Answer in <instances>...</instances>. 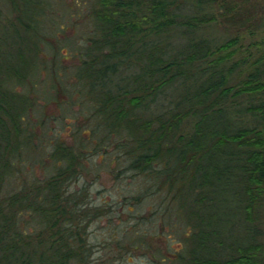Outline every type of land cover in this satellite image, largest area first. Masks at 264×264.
I'll use <instances>...</instances> for the list:
<instances>
[{
	"label": "trees",
	"instance_id": "1",
	"mask_svg": "<svg viewBox=\"0 0 264 264\" xmlns=\"http://www.w3.org/2000/svg\"><path fill=\"white\" fill-rule=\"evenodd\" d=\"M247 1L96 0L67 38L42 27L48 0H0V264H92L111 204L76 182L108 156L171 193L177 263L264 264V0ZM219 20L229 34L201 33Z\"/></svg>",
	"mask_w": 264,
	"mask_h": 264
},
{
	"label": "rangeland",
	"instance_id": "2",
	"mask_svg": "<svg viewBox=\"0 0 264 264\" xmlns=\"http://www.w3.org/2000/svg\"><path fill=\"white\" fill-rule=\"evenodd\" d=\"M48 1L53 9L52 17H47L42 27L44 25L47 29L58 30L60 36L67 38L88 35V31L94 26L93 7L96 6V0ZM246 4L251 7L252 0H248ZM255 7V10L251 7L253 15L264 14L261 5ZM228 31L226 24L219 20L213 26L203 28L201 33L206 36H224L229 34ZM53 108L54 105L50 104L46 111L53 113ZM76 109L78 106L72 104L70 109L65 108L62 112L68 115ZM50 125L53 126L49 124V127ZM60 125L63 124L58 120L55 126L59 128ZM44 131L45 136L51 133L48 126L44 127ZM109 159L110 156L91 158V168L83 172L79 184L76 182L78 186L84 183L89 187L87 191L92 204H102L103 199L111 204L108 205L107 214L91 220L86 229L92 250L90 262L182 264L177 263L175 258L181 252L189 226L179 215L171 193L165 188L156 190V183L150 176H131L130 170L122 173L119 165ZM35 171L39 169L36 168ZM137 196H140L138 201L131 202L132 197ZM118 200L127 201L128 204L118 203ZM134 244L138 246L135 249L131 248Z\"/></svg>",
	"mask_w": 264,
	"mask_h": 264
}]
</instances>
